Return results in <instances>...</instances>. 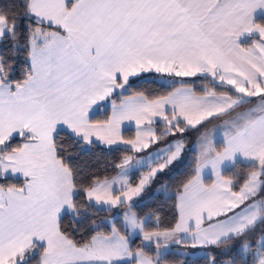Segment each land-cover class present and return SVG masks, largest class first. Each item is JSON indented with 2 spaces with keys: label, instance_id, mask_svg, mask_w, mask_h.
I'll return each mask as SVG.
<instances>
[{
  "label": "snow or ice",
  "instance_id": "6c2138e0",
  "mask_svg": "<svg viewBox=\"0 0 264 264\" xmlns=\"http://www.w3.org/2000/svg\"><path fill=\"white\" fill-rule=\"evenodd\" d=\"M145 73L173 78L169 90H138ZM190 130L174 221L153 225L138 209ZM98 148L118 161L89 167ZM173 252L264 264V0H0V264H169Z\"/></svg>",
  "mask_w": 264,
  "mask_h": 264
},
{
  "label": "trees",
  "instance_id": "16d2710c",
  "mask_svg": "<svg viewBox=\"0 0 264 264\" xmlns=\"http://www.w3.org/2000/svg\"><path fill=\"white\" fill-rule=\"evenodd\" d=\"M4 3L12 4L15 3L17 7L20 5V0H4ZM173 78L167 77L166 80L162 79V76L151 74L147 77L141 78L135 81V86L138 90L143 91L146 95L155 96L158 94H164L169 90V87L166 81L171 80ZM175 80L179 81L180 78H175ZM185 80L189 81L194 87V89L199 94L205 87L204 82H201L199 78H186ZM253 104L248 105V107ZM246 109H241V111ZM221 122L220 120H216L215 124ZM212 125V127L214 126ZM131 135L132 132L129 131L127 133ZM199 132L196 130H190L185 133L186 137V147H185V158L182 162H179L177 165L173 166L171 170L157 178L156 181L152 184L149 189V193L151 194V199L146 201V206H142L141 209H138L139 214L147 215L149 212H154L160 216V221H156L153 219V225L159 223L161 227H169L174 221V213H175V191L177 186L189 178L192 165L195 161V149L194 144L196 140L199 138ZM167 143V142H165ZM119 155H110L107 150L98 148L92 150L90 154L85 155L83 157V162L86 163L89 167L94 169H98L103 171L105 166L110 165L113 161H118ZM108 172L111 175H115L114 170L110 167L108 168ZM248 170L245 168H239L236 170L235 179L237 183H242L246 178ZM135 180L139 179V175L134 177ZM15 182L19 183L20 181L15 180ZM162 186L168 187V193L166 194L163 190ZM158 190V191H157ZM120 210H113L115 213ZM137 246L140 245L139 239L136 240ZM173 248H178L180 252H189L191 249H186L181 246H173ZM150 251L154 252V249H150ZM169 264H181V256L177 252H173L168 256Z\"/></svg>",
  "mask_w": 264,
  "mask_h": 264
},
{
  "label": "crops",
  "instance_id": "0c3cea01",
  "mask_svg": "<svg viewBox=\"0 0 264 264\" xmlns=\"http://www.w3.org/2000/svg\"><path fill=\"white\" fill-rule=\"evenodd\" d=\"M151 74H156V75H160V74H157V73H145V74H142L140 77H134V78H132V80L135 82L136 80H139V79H141V78H144V77H147V76H149V75H151ZM161 76V75H160ZM166 76H162V79L163 80H166ZM180 79H182V78H180ZM183 79H186V78H183ZM258 99V98H257ZM255 105L253 104L252 106H250V107H254ZM244 111V110H243ZM222 123V121L221 122H219L218 124H216V125H219V124H221ZM216 125H214L213 127H215ZM199 139V138H198ZM198 139L196 140V142L198 141ZM196 142H195V144H196ZM195 144H194V146H195ZM194 149H195V147H194ZM179 163V162H178ZM175 166V165H174ZM138 175V174H137ZM137 175H135V176H137ZM134 176V177H135ZM15 180H17V181H20V179L19 178H16ZM115 210V209H114ZM120 211H124V209H121ZM174 246H176V245H174Z\"/></svg>",
  "mask_w": 264,
  "mask_h": 264
},
{
  "label": "rangeland",
  "instance_id": "374dc122",
  "mask_svg": "<svg viewBox=\"0 0 264 264\" xmlns=\"http://www.w3.org/2000/svg\"><path fill=\"white\" fill-rule=\"evenodd\" d=\"M255 99H257V98H255ZM155 147V146H154ZM149 151H151V150H149ZM138 180V179H137Z\"/></svg>",
  "mask_w": 264,
  "mask_h": 264
}]
</instances>
